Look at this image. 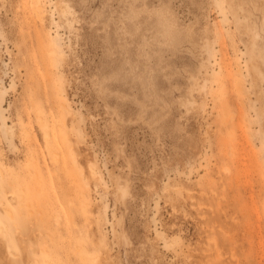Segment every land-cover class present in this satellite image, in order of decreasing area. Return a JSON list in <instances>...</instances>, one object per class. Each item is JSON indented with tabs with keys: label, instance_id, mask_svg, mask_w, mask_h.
Segmentation results:
<instances>
[{
	"label": "rangeland",
	"instance_id": "rangeland-1",
	"mask_svg": "<svg viewBox=\"0 0 264 264\" xmlns=\"http://www.w3.org/2000/svg\"><path fill=\"white\" fill-rule=\"evenodd\" d=\"M0 226V264H264V0H0Z\"/></svg>",
	"mask_w": 264,
	"mask_h": 264
},
{
	"label": "bare ground",
	"instance_id": "bare-ground-1",
	"mask_svg": "<svg viewBox=\"0 0 264 264\" xmlns=\"http://www.w3.org/2000/svg\"><path fill=\"white\" fill-rule=\"evenodd\" d=\"M35 12H37V15L39 16V18L41 19V16L43 15V8H42V6L40 5V4H38V5H36V7H35ZM56 38L55 37H53V40H55ZM53 51L56 53V54H58V55H60V52H58V51H56V50H54L53 49ZM64 54V53H63ZM62 56V55H61ZM240 89H241V86H240V83H239V81L237 80V82H235V90H237V91H240ZM236 91V92H237ZM3 125H5V122L3 121ZM45 126H46V121H41V122H39V128H40V130L43 132V134H44V136L45 137H47L48 135H49V133H48V131L46 130V128H45ZM5 128H6V130H8L7 132H11L12 133V129H11V127H8V126H5ZM48 141V140H47ZM46 141V142H47ZM201 205V204H200ZM4 212H5V215H7V216H10L11 217V212L8 210V209H6V208H4ZM2 230V228H1V226H0V231ZM3 233V232H2ZM211 241V240H210ZM213 244H215V243H213ZM231 255V254H230ZM216 258V257H215ZM218 258V257H217ZM233 258V257H232ZM237 259V258H236Z\"/></svg>",
	"mask_w": 264,
	"mask_h": 264
}]
</instances>
